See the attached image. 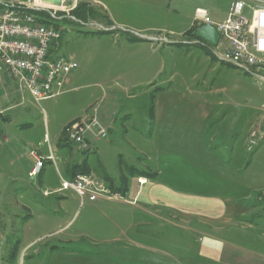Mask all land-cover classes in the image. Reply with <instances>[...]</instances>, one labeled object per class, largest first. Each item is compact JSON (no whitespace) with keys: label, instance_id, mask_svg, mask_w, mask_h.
Listing matches in <instances>:
<instances>
[{"label":"rangeland","instance_id":"rangeland-1","mask_svg":"<svg viewBox=\"0 0 264 264\" xmlns=\"http://www.w3.org/2000/svg\"><path fill=\"white\" fill-rule=\"evenodd\" d=\"M219 1L76 0L73 10L86 2L114 24L94 18L85 23L72 10L60 22V53L78 63L64 93L40 104L15 82L0 93V264H220L203 250L205 231L195 218H152L119 200L80 205L72 191L67 198L59 192L44 197L42 175L47 189L60 185L46 162L56 158L51 150L47 158L35 151L58 142L65 158L72 155L70 169L88 160V173L109 189L108 179L131 185L136 176L132 203L147 181L157 179L184 197H246L247 215L264 217V143L258 147L264 137L251 144L252 131L248 136L240 118L247 108L262 107L264 84L220 61L213 51L223 55L225 45L213 50L186 33L196 7ZM246 3L248 17L264 5ZM154 37L161 40L154 43ZM219 99L229 110L226 123L214 120ZM92 119L108 138L97 141L99 151L81 153L68 135ZM31 149L44 163L34 183L26 169L33 163ZM230 238L264 253L250 236Z\"/></svg>","mask_w":264,"mask_h":264},{"label":"built area","instance_id":"built-area-1","mask_svg":"<svg viewBox=\"0 0 264 264\" xmlns=\"http://www.w3.org/2000/svg\"><path fill=\"white\" fill-rule=\"evenodd\" d=\"M246 1L232 0L226 20L219 24L211 22L206 10L198 9L195 23L197 26L211 24L217 29L221 38L218 46L211 48L226 46L223 55L213 51L218 59L237 66V70L259 79V84H263L264 5L255 7L251 17H248ZM255 1L264 4V0ZM0 5H18V12L0 13V93L5 77H8L20 89L28 91L38 104L63 94L71 73L78 69V63L60 53L65 31L60 22L71 18L70 11L74 6L66 9L39 7L36 0H0ZM41 17L56 18V27L39 25ZM154 38V43L161 40L160 37ZM200 42L209 46L204 41ZM95 132L96 137L92 140ZM262 133L264 124L261 129L252 131L251 144L258 141ZM107 138V129L97 119L75 125L68 137L70 141L78 142L80 151L93 145V142ZM43 167V161L38 160L31 176H35L36 171H41ZM140 183L143 184L142 179ZM67 191L74 192L81 205L85 202L124 200L122 194L113 193L104 182L89 173L73 177L72 180L61 178L57 192Z\"/></svg>","mask_w":264,"mask_h":264},{"label":"crops","instance_id":"crops-1","mask_svg":"<svg viewBox=\"0 0 264 264\" xmlns=\"http://www.w3.org/2000/svg\"><path fill=\"white\" fill-rule=\"evenodd\" d=\"M204 3H206V0ZM209 5L207 6L209 8H205L201 6L195 8L194 13L190 20L188 31H190L196 25L195 23L196 11L198 9L206 10L213 24H219L226 20L229 10L231 8L230 0H220L218 2V5H212V6ZM221 14L224 16L223 18H219V15ZM109 19L112 22V24H114L110 16ZM191 38L196 39L195 37H191ZM219 60L223 62L222 59ZM242 74L245 76H249L244 73ZM71 80L72 79L70 77L67 83L69 81L71 82ZM150 81L151 80H149L148 83H150ZM12 82L13 81L10 78L5 77V81L3 83L5 85L3 90H1V92L4 93V89L7 88L8 86H11ZM220 91H224V90L220 89ZM263 93L264 92H262V94ZM248 100H249L248 102H250L251 104L254 103L252 98H248ZM263 100H264V94H263ZM216 102H217L215 105L216 108L213 114H214V118H218V119H214V120H218L219 123L220 122L226 123L229 110H222V106H225V104L221 99L217 100ZM11 108H16V107L13 106ZM247 109L248 111L245 112V114L241 113L240 118L242 117V121H243V122L241 121L242 123L244 124L247 123V125L245 126H247L248 128L247 134L249 136L250 132L256 129L257 127H259L258 129H261V127H263L264 103L262 104V107L259 110H253L255 108H252V110L249 108ZM255 111H259V114L255 113ZM105 126L108 127L109 130L112 129L111 125L105 124ZM262 135L263 138L264 133H262ZM96 143L97 141L93 142L94 145L93 152L99 151L98 146L95 147ZM262 143H264V138L260 142L258 147H260ZM58 147H60V142H58L57 146H55L54 148L49 147L47 151H41L39 149L38 150L31 149L30 151L27 150V152L29 153L30 157L33 160V163H31V165L29 164L26 166L28 178H30L31 173L37 162L35 155H33V151L36 150L35 152L39 157L47 158L51 150L56 158L55 162L52 161H46V162L51 163L52 166H54V167L51 166V168L53 169V171H55L58 178L60 179V185L57 187L51 186L49 187L50 189H47L46 177L42 175L40 179V185L43 189L44 197H49L53 193L57 194V190L61 186V178L65 180H72L73 177L77 175L76 174L74 176V170L76 169L74 168L76 167L75 165H73L71 169L69 168V164L71 162L70 159L72 158V155L70 157L65 158ZM76 152L83 153L82 151L79 152L76 151ZM53 163L55 165H53ZM59 166H61V169L63 170L62 172L63 174L60 172ZM78 166L85 168L89 173H91V169L88 166V160H86L84 164L81 165L79 164ZM43 170L44 168L41 170V173H39L40 175L42 174ZM36 173L38 172L36 171ZM64 174L67 177H64L63 176ZM137 179L138 178L136 176L133 177L131 185H129L128 184L129 182H127V186L129 190L127 193L130 194L129 200L127 201L131 203L124 201L122 202L113 201V202H118L121 205L129 206L131 210L134 211V213L138 210L140 213H145L147 214V216L152 218H163L169 216L174 217L177 215H183L186 218H195V220L198 221L197 222L198 227H200V229L205 231V234L203 233V238H202L205 244L203 250L207 253H212L220 264H264L263 252L246 248L239 243L233 242L232 238H230V237H239L241 235L244 238H248L250 236V239L248 240L252 241L253 243L255 242L259 243L261 247L264 246V224H263L264 217H258L253 220L251 219L252 217L247 215L249 207L247 208L246 206H249L250 204L246 201V197H229V196L228 197H220V196L184 197L185 195L183 193H180V191L178 192L176 190L174 191L172 188L168 187V185L164 183H160L157 179H155V180L147 181V187L145 189L144 194L142 193L141 194L142 196L140 195L141 197H139V200L136 201L135 203H132L133 201H135L134 196L136 195L134 193L136 191ZM31 181L33 183L35 182V178H33L32 176H31ZM129 186L131 187L129 188ZM68 195H69L68 192H64L59 194L58 196L62 198H67ZM75 196L78 197L76 194ZM105 202H110V201H105ZM105 202H96V203L106 204ZM88 204L92 205V207H96L95 203L88 202ZM199 220L202 223H199ZM136 226L137 225L135 224L134 227L136 228ZM250 234L258 235L259 236L258 241L253 239L254 238L253 236H252L253 238H251Z\"/></svg>","mask_w":264,"mask_h":264},{"label":"trees","instance_id":"trees-1","mask_svg":"<svg viewBox=\"0 0 264 264\" xmlns=\"http://www.w3.org/2000/svg\"><path fill=\"white\" fill-rule=\"evenodd\" d=\"M102 11L103 10H97V9L93 8L90 4H88L86 2H82V3L78 4L74 10L71 11V16H73L76 19H79L85 23L88 22L90 19L94 18V19H105L107 23L112 24V22L109 19L108 14L104 13ZM198 27L199 26L195 25L190 31H188L187 34H189V36H191V37H194V31ZM105 32H107V31H105ZM78 173H88V171L85 168L78 166L74 170V176ZM140 176L148 178V179H155L156 178V175H152L149 173H142V174H140ZM108 180L111 183L110 188L114 192L122 193V195L125 196L127 194V192L129 191L128 186H127V182L122 181V180H111V179H108Z\"/></svg>","mask_w":264,"mask_h":264},{"label":"water","instance_id":"water-1","mask_svg":"<svg viewBox=\"0 0 264 264\" xmlns=\"http://www.w3.org/2000/svg\"><path fill=\"white\" fill-rule=\"evenodd\" d=\"M42 2L53 7H72L75 4L74 0H42ZM194 37L198 40L204 41L212 48H216L218 46L221 38L217 29L211 24L199 26L194 31Z\"/></svg>","mask_w":264,"mask_h":264},{"label":"bare ground","instance_id":"bare-ground-1","mask_svg":"<svg viewBox=\"0 0 264 264\" xmlns=\"http://www.w3.org/2000/svg\"><path fill=\"white\" fill-rule=\"evenodd\" d=\"M74 1L76 2V0H74ZM36 3L39 5V7L50 6V5H47V4L43 3L42 0H36ZM60 8L66 9V8H69V7L62 6ZM10 12H18V5H0V13H10ZM39 25H46V26H49V27H56V18H53V17H41V18H39ZM234 67L237 68V66H234ZM257 80H259V79H257ZM69 142L71 144H73V145L78 147V142L70 141V139H69ZM91 150H93V148L90 145V147L85 148L82 152L85 153V152H88V151H91ZM37 172H39V171H37ZM84 174H86V173H79L75 177H82V175H84Z\"/></svg>","mask_w":264,"mask_h":264}]
</instances>
